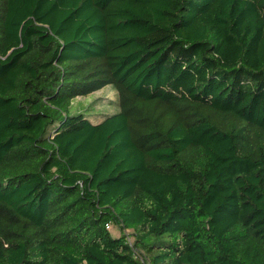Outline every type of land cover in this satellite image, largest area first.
Listing matches in <instances>:
<instances>
[{
	"label": "trees",
	"instance_id": "obj_1",
	"mask_svg": "<svg viewBox=\"0 0 264 264\" xmlns=\"http://www.w3.org/2000/svg\"><path fill=\"white\" fill-rule=\"evenodd\" d=\"M0 264H264V0H0Z\"/></svg>",
	"mask_w": 264,
	"mask_h": 264
},
{
	"label": "rangeland",
	"instance_id": "obj_2",
	"mask_svg": "<svg viewBox=\"0 0 264 264\" xmlns=\"http://www.w3.org/2000/svg\"><path fill=\"white\" fill-rule=\"evenodd\" d=\"M115 98L116 92L110 87H107L95 92L94 94L88 95L85 98H79L77 107H85L91 105L92 108L96 109L101 113H109L117 109V107L113 103H111ZM111 230L114 236L121 233L120 229L117 227H111ZM125 233H129V231H125ZM130 239L132 240L133 238L130 237Z\"/></svg>",
	"mask_w": 264,
	"mask_h": 264
}]
</instances>
